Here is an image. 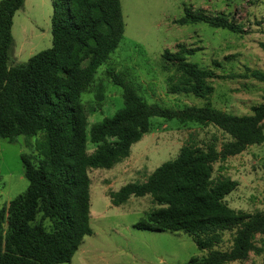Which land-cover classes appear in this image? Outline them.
<instances>
[{
  "label": "trees",
  "instance_id": "1",
  "mask_svg": "<svg viewBox=\"0 0 264 264\" xmlns=\"http://www.w3.org/2000/svg\"><path fill=\"white\" fill-rule=\"evenodd\" d=\"M25 0H0V139L36 137L38 158L22 155L26 190L0 207V264H69L91 235L90 178L92 169H111L129 157L131 146L150 130L151 119H177L214 126L229 137L214 143L183 145L177 156L157 167L143 182H130L109 194L115 207L130 197L149 196L155 207L134 227L153 232H182L201 258L185 264L242 262L264 238V210L246 213L231 209L225 198L237 186L230 178H213V165L264 142L263 102L251 114L237 116L206 103L170 109L146 102L135 87L113 70L106 71L122 89L123 107L88 128L81 100L123 38L120 0H53L50 48L27 62L9 65L13 17ZM205 23L214 29L243 34L240 24L223 14L184 7L180 26ZM264 52V42L259 44ZM199 49L183 43L161 55L170 94L208 99L213 91L210 70L187 61ZM264 82V73L250 71ZM102 101V87L96 92ZM88 143L94 146L88 152ZM232 233L228 250L215 249Z\"/></svg>",
  "mask_w": 264,
  "mask_h": 264
},
{
  "label": "rangeland",
  "instance_id": "2",
  "mask_svg": "<svg viewBox=\"0 0 264 264\" xmlns=\"http://www.w3.org/2000/svg\"><path fill=\"white\" fill-rule=\"evenodd\" d=\"M53 0H27L13 18V46L9 65L27 60L52 45L51 16ZM124 33L117 49L101 65L90 88L82 94L88 128L111 117L123 107L122 89L107 76L108 69L131 83L148 103L170 109L202 106L206 103L227 113L251 114L263 102L264 82L250 77V71L264 73V0H120ZM184 7L204 10L210 15L223 14L240 24L239 35L225 29H214L199 22L177 25ZM197 47L199 51L187 61L212 70L214 91L208 99L191 95L170 94L161 58L164 50L175 45ZM102 87V101L96 100ZM36 137L18 136L13 142L0 139V207L23 193L28 182L23 174L21 156L36 161ZM229 137L214 126L181 123L177 119L153 118L150 130L133 144L128 158L111 169H92L90 178L91 235L82 244L69 264H185L201 258L206 251L197 249L192 239L182 232L138 230L134 225L155 205L149 196L130 197L120 206H113L109 194L130 182H143L161 164L173 160L186 143L217 148ZM94 146L87 145L88 152ZM227 177L237 183L226 196V204L235 211L255 213L264 210V142L249 146L243 153L213 165V178ZM223 243L215 249L228 250L232 233L224 234ZM257 248L247 260L227 264H264V238L257 236Z\"/></svg>",
  "mask_w": 264,
  "mask_h": 264
},
{
  "label": "crops",
  "instance_id": "3",
  "mask_svg": "<svg viewBox=\"0 0 264 264\" xmlns=\"http://www.w3.org/2000/svg\"><path fill=\"white\" fill-rule=\"evenodd\" d=\"M26 1H27V0L24 1V4L26 3ZM24 4H23V6H24ZM23 6H22V7H23ZM13 18H14V17H13ZM12 27H13V22H12ZM11 33H12V28H11ZM12 37H13V34H12ZM12 46H13V45H12ZM10 56H11V55H10Z\"/></svg>",
  "mask_w": 264,
  "mask_h": 264
}]
</instances>
